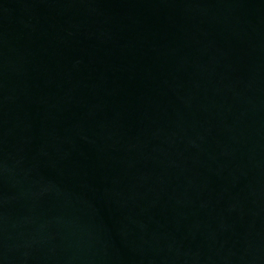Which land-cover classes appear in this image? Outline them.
<instances>
[{
  "label": "water",
  "instance_id": "95a60500",
  "mask_svg": "<svg viewBox=\"0 0 264 264\" xmlns=\"http://www.w3.org/2000/svg\"><path fill=\"white\" fill-rule=\"evenodd\" d=\"M0 264H264V0H0Z\"/></svg>",
  "mask_w": 264,
  "mask_h": 264
}]
</instances>
